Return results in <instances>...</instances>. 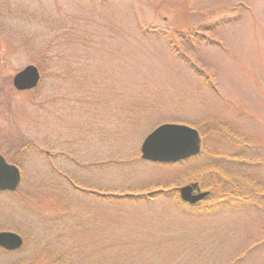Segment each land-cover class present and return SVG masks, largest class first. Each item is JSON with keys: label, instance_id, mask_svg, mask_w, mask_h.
I'll use <instances>...</instances> for the list:
<instances>
[{"label": "rangeland", "instance_id": "obj_1", "mask_svg": "<svg viewBox=\"0 0 264 264\" xmlns=\"http://www.w3.org/2000/svg\"><path fill=\"white\" fill-rule=\"evenodd\" d=\"M164 123L200 154L142 159ZM0 153L6 264H264V0H0Z\"/></svg>", "mask_w": 264, "mask_h": 264}, {"label": "water", "instance_id": "obj_2", "mask_svg": "<svg viewBox=\"0 0 264 264\" xmlns=\"http://www.w3.org/2000/svg\"><path fill=\"white\" fill-rule=\"evenodd\" d=\"M40 72L35 65H28L13 79L14 87L19 91L34 89L40 81ZM201 137L199 132L187 125L163 124L154 129L141 145V157L144 160L159 163H176L200 154ZM21 182V173L17 166L8 164L0 155V190L15 191ZM208 192L194 193V187L180 189L181 199L195 204L204 199ZM22 239L15 233H0V245L17 248Z\"/></svg>", "mask_w": 264, "mask_h": 264}, {"label": "flooded vegetation", "instance_id": "obj_3", "mask_svg": "<svg viewBox=\"0 0 264 264\" xmlns=\"http://www.w3.org/2000/svg\"><path fill=\"white\" fill-rule=\"evenodd\" d=\"M0 154L3 156V158L5 159V161L7 163L11 164V162L7 159L5 154H2V153H0ZM12 192L13 191L8 190V189L0 190V233H2V232H13L9 229V225L11 222V216L9 215V213L7 211L9 208L10 200H8L6 197L8 194H10ZM3 209L5 212H3ZM14 233L18 234L17 232H14ZM18 235L20 237H22V235H20V234H18ZM22 239H23V237H22ZM23 246H24V239H23V243L18 248H11V247H5L3 245H0V252L2 253V254H0L2 256L0 258V264H6L5 258H9V256L12 253H16L17 251L21 250ZM1 259H3L4 261L1 262Z\"/></svg>", "mask_w": 264, "mask_h": 264}]
</instances>
